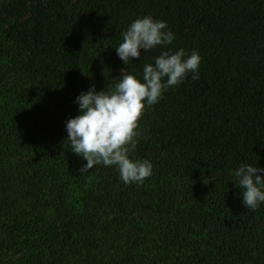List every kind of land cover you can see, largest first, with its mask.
Masks as SVG:
<instances>
[{"label":"trees","instance_id":"obj_1","mask_svg":"<svg viewBox=\"0 0 264 264\" xmlns=\"http://www.w3.org/2000/svg\"><path fill=\"white\" fill-rule=\"evenodd\" d=\"M146 15L173 43L126 65L116 47ZM181 48L199 78L146 109L130 153L152 175L82 173L76 98ZM248 164L264 169V0H0V264H264V203L234 181Z\"/></svg>","mask_w":264,"mask_h":264},{"label":"clouds","instance_id":"obj_2","mask_svg":"<svg viewBox=\"0 0 264 264\" xmlns=\"http://www.w3.org/2000/svg\"><path fill=\"white\" fill-rule=\"evenodd\" d=\"M165 21L151 16L135 19L123 33V41L116 47L117 55L129 65L157 46L171 45L174 34L167 30ZM201 56L193 50L189 55L181 48L163 51L154 63L146 64L142 78L122 70L119 81L106 89L96 91L93 86L77 98L80 113L66 123L70 149L87 161L81 172L97 165L115 166L122 181L142 183L153 172L149 160L130 158L137 147L140 121L146 109L157 104L165 91L178 86L193 73L199 78ZM264 172L251 164L241 165L234 173L237 187L244 189L243 204L255 210L264 203Z\"/></svg>","mask_w":264,"mask_h":264}]
</instances>
